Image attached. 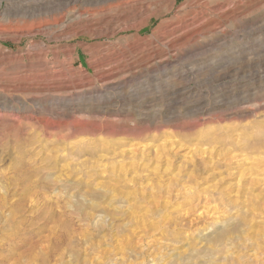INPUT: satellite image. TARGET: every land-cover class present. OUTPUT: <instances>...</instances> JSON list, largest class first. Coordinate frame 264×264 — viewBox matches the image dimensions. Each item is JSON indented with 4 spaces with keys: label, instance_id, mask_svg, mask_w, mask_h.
I'll return each instance as SVG.
<instances>
[{
    "label": "rangeland",
    "instance_id": "rangeland-1",
    "mask_svg": "<svg viewBox=\"0 0 264 264\" xmlns=\"http://www.w3.org/2000/svg\"><path fill=\"white\" fill-rule=\"evenodd\" d=\"M84 8L114 32L3 38ZM97 43L126 77L59 101L16 90L58 81L43 53L65 81L93 76ZM1 54L30 79L0 87V264H264V0H0Z\"/></svg>",
    "mask_w": 264,
    "mask_h": 264
},
{
    "label": "bare ground",
    "instance_id": "bare-ground-1",
    "mask_svg": "<svg viewBox=\"0 0 264 264\" xmlns=\"http://www.w3.org/2000/svg\"><path fill=\"white\" fill-rule=\"evenodd\" d=\"M173 2H175V1H173ZM224 2L225 1H223L222 3L219 2V4L217 3V5H215V6H217L218 9L221 10V8H223V7H225L227 5V3L225 2L226 3L225 4ZM123 4H125V3L119 2L115 6H108V11L111 10V8L114 11H116V12L122 11V10H118L117 8H119ZM179 7H181V6H179ZM217 7H215V8H217ZM235 8H236V3H235ZM104 12L105 11H103V10H97V9L89 10V9H85L84 8V9H82V11L79 12V14L77 15V17L74 16V19L82 20L81 23L71 24V22H70V24H69V22H66L65 21L66 15L65 14H62L61 16H58L56 18H53L52 17L53 19H44V20H39L37 22H31L30 24H27V25L25 24L24 26H20L16 31H13L14 33H12L11 36H5L4 35V37L3 36L2 37L5 38L6 40L9 39V40H14L15 41V40L19 39L23 35H29V34H33L35 32H38V33H49V34H51L52 31L54 29H56V28H57V32L59 33L58 36L65 35L64 33L65 32H68V30H70V32L73 31L74 34H79L80 36H91L93 34H98V33H101L102 36H107L110 33H113L114 30H115L113 28V26H112L113 25L112 23H114V22L111 23V20L108 19V18H111V17H107L108 14H106V16H104V18L103 17L100 18V21L102 23L104 22L103 25L102 24H98L97 23V20H96V16L99 15V14H104ZM223 12H225V11L223 10ZM238 14H239V12L236 13L234 11H229V9H228V11H226L223 16L227 20H230V19H234V16L235 15H238ZM109 15H110V13H109ZM116 15H117V17L119 19H122L123 21L128 20V17L131 16L129 14H128L129 15L128 16L127 15V12H124V11L123 12H120V13H115V16ZM220 15H222V13ZM70 17L72 18V16H70ZM117 17H115V18H117ZM185 17H184V19H185ZM179 19H181V18L179 17ZM178 20H177V22H179V26H180V21H178ZM93 22H96V23H93ZM120 22H121V20H120ZM181 22H182V20H181ZM123 25H124V23H123ZM133 25L135 26V24H133ZM166 26H167V24H166ZM172 26H174V25L172 24ZM183 26H181V28H180L181 30L185 28V26L184 27ZM186 26H188V25H186ZM161 27H163V26H161ZM178 27L175 26V27H173V29L174 28H177L178 29ZM7 29H10L11 30L12 28H4L3 30H6L7 31ZM168 30H167V33L170 36L171 33L168 32ZM165 31H166V28H165ZM171 32H172V30H171ZM188 32H190V31H188ZM167 33H166V35H167ZM173 34L175 35V33H173ZM197 34H200V32H198V33H194L193 32L190 35H186L183 32V35H181V36H179L177 38L176 44H182V43H180L182 41H184V42L185 41L186 42L187 41H190L191 38L195 37ZM162 35H165V34H162ZM121 38H123L125 40L127 39L124 36H121ZM176 44H174V45H176ZM104 45L102 43H97V44H94V45L92 44V46L100 47V48L94 50L91 47L90 52L86 54V64H87L88 68L90 70H94L95 71V73H94L93 76H91V77L90 76H87V77H84V78L77 77V78H75V79H73L71 81H65V79L67 77L66 73H59V74L50 73V71L48 70V68H45L44 65L47 64V61L45 60L44 56L46 55V53H43L40 61L42 62L41 65L44 67V69H43V72L40 75V77H42L43 80L47 81V80L51 79L52 77L56 76L55 79H58V81L51 82V83L36 82L34 85L27 84V85L16 86V90L26 91V92H28L29 95H31L33 97H37V94H42V93L43 94H47L50 98L57 99L59 101V100H63V99H73L74 97H80L82 94H86L87 92L92 93V92L96 91L93 88L96 83H102V82H104V83H110V82H113L114 81V78L117 77V76L126 77V75H124V74L126 73L127 70L125 69L126 67L124 68V66H122L120 68L119 67H117V68H111V69H109L107 71H105L104 69H102L104 65H107L108 66V65H110L112 63H115L116 61L119 60V59L114 58L113 56H112V58H114L113 61H111L112 58L109 59V60L104 59V57L101 56L102 51L107 50L108 47H109L108 44H107L108 46L107 45L104 46ZM60 49L63 50L64 53L68 55L67 64H66V66H64V68L66 70L72 69V67L74 66L75 61L77 59V55H76L77 47H73L71 49H62V48H60ZM85 50H87V48H85ZM116 54L117 53H115V55ZM25 57L30 61L31 64L33 63V61H32L33 59L30 57L29 54H26ZM103 60H105L104 63H103ZM0 68L2 69V72L4 70L6 72V69H14L12 71L6 72V74L8 76L7 78H4V79L3 78H0V87L2 89H5L6 90L8 88H13L14 87V84H12V82H13L12 79H27V80L30 79V76L28 75V73L30 71L29 69L20 70L19 63H17L16 65H14V61L10 60V58H8V56L6 57L5 55H2V54L0 55ZM116 69H120V71L114 72ZM21 73H24V75L21 74ZM123 77L120 78L119 83H124L125 82V79H122Z\"/></svg>",
    "mask_w": 264,
    "mask_h": 264
}]
</instances>
